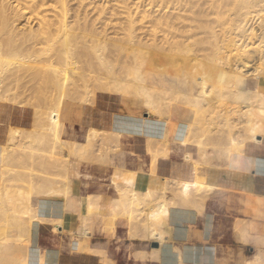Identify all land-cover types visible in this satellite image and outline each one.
Wrapping results in <instances>:
<instances>
[{
    "label": "bare ground",
    "instance_id": "6f19581e",
    "mask_svg": "<svg viewBox=\"0 0 264 264\" xmlns=\"http://www.w3.org/2000/svg\"><path fill=\"white\" fill-rule=\"evenodd\" d=\"M68 1L0 0V104L30 107L32 128L41 121L42 108H52L48 114L43 109L50 118H44L43 112L41 116L49 129L51 124L50 139H54L48 146L45 130L44 134L32 132L41 130L40 125L32 131L10 125L7 129L0 154V264H32L27 238L25 241L5 235L8 213L52 224L53 231L68 240L65 251L69 252L75 241L79 251L95 252L104 264H113V260L106 244L94 243V229L99 226L114 233L118 219H125L129 238L137 234L139 239L140 233V238L157 244L144 253L156 260L163 243H171L176 236L170 225L172 214L179 208L193 207L197 215H202L206 202L215 200L221 192L219 173L241 165L243 157L257 150L264 139V89L260 85L264 81V0H203L198 11L193 10L195 5L191 7L189 0H146L150 12H138L141 17L137 21L132 19L126 0H116L120 6L117 3L115 7L132 18L123 13L128 16L127 21L124 17L125 26L119 28L123 38L112 44L107 42L109 39L102 41L104 36L93 30L94 22L86 18L88 4L78 0L79 6L73 10ZM49 2L56 6L51 16L45 14ZM70 17L78 24L76 28L75 23L67 22ZM215 17L227 26L221 38L211 26L217 23ZM29 21L35 22V29ZM203 32L209 34L211 42L200 37ZM247 54L253 59L249 56L252 60H248ZM199 66L206 68L192 73ZM99 95L112 100L111 107L121 101L128 111L142 105L146 115L162 122L159 137L140 133L145 138V153L149 154L146 168L140 164L123 175L121 165L110 163L116 155H76L78 149L100 136L97 133L105 142L116 140L115 144L121 136L111 129L91 127L83 130L81 142L67 135L62 115L66 101L94 107ZM182 107L186 109L184 114L174 116L173 110ZM178 119L187 120L180 131ZM26 139L27 143L35 142V150L32 142L24 143ZM172 145L181 149V165L172 161L165 164L176 152ZM210 149L230 156V160L211 161L197 156L201 152L208 155ZM47 150L53 155H46ZM56 150L65 155H58ZM73 164L118 172L110 180L115 197L108 200L106 209L100 203L101 194L75 193ZM46 166L55 170L52 181L45 173ZM138 172L158 175V186L137 187ZM33 181H39V185ZM71 214L80 220L75 229L67 218ZM235 222L244 225L236 229L245 244L256 251V260L244 264H264V237L255 242L245 220ZM43 262L41 254L38 264ZM177 264H186L183 257Z\"/></svg>",
    "mask_w": 264,
    "mask_h": 264
},
{
    "label": "crops",
    "instance_id": "0c3cea01",
    "mask_svg": "<svg viewBox=\"0 0 264 264\" xmlns=\"http://www.w3.org/2000/svg\"><path fill=\"white\" fill-rule=\"evenodd\" d=\"M260 85L264 89V81ZM111 103L112 100H108V97L99 95L96 98L94 107L66 104L62 109V115L67 135L74 139L75 136L77 137L74 128L84 130L89 127L102 131L111 129L121 133L124 125H121L118 114L120 109L122 110L123 103L118 101L119 105L116 104L113 107H111ZM14 108L23 113L28 110L26 107L21 109L7 104H0V154L9 125L24 129H29L31 126L32 109L28 111L31 118H27L26 115L20 117L24 124L23 126H16L11 117V110ZM184 111L186 109L178 108L173 110V114H175L174 116H182ZM128 112L137 115L135 110L131 109ZM174 121L176 122V120ZM186 122V119H178L179 131L184 128ZM151 124V129H154L151 131L147 130L145 125H140V123L134 125L133 128L136 131L135 133L153 134L152 136L157 137L156 135L161 133L163 124L160 121H153ZM118 153L110 155H117ZM138 153L141 154H136L133 168H130V170L134 171L140 164L146 168L149 155H145V152ZM200 154L205 155L202 152ZM208 155L219 154L215 150H211ZM139 159L145 161L140 162ZM215 160H218V157ZM243 160H249L247 163L244 162L248 167L242 162L238 167H227L219 173L222 193L220 192L215 200L206 202L202 215H197L194 210L186 208H179L172 214L170 225H173L172 227L175 230L174 241L163 243L162 248L158 250V260H150L149 256L146 255V258H148L146 264H177L182 257L186 264H244L246 260H256L254 247L246 245L240 237V232L236 229V227L238 229L243 228L244 225L236 222L234 224V221H237V219L245 220L247 232L255 238V242H259L264 237V139L259 148L249 153L248 157L243 158ZM116 162L115 158L110 163L115 166ZM163 172L167 174L168 171L165 169ZM158 182V175L147 176L140 172L136 175L137 187L143 184L150 188H156ZM102 197L104 196L101 195ZM30 218L28 215L8 213L5 218L4 229L5 235L8 237L25 241L27 238L32 264H38V258L41 254L44 255L43 264H104L103 261H100V255L93 254L95 252L79 251L75 241L72 242L70 251H65L64 235L62 233L54 232L50 223L38 222ZM67 218L71 228L75 229L79 224V222L75 224L77 217L71 214L67 215ZM119 223L125 222L123 219H118L117 224ZM97 229H94V239L98 236L109 238V234L113 235L111 231L100 230L99 226H97ZM35 240L36 242H34ZM93 241L94 243H102L105 246V241ZM105 249H107L113 262L120 261L116 256L118 254L117 248L114 249L115 253H112L110 248ZM149 249L145 250L146 254L150 251ZM49 256L51 257L49 258Z\"/></svg>",
    "mask_w": 264,
    "mask_h": 264
},
{
    "label": "rangeland",
    "instance_id": "374dc122",
    "mask_svg": "<svg viewBox=\"0 0 264 264\" xmlns=\"http://www.w3.org/2000/svg\"><path fill=\"white\" fill-rule=\"evenodd\" d=\"M69 1H68L69 7L70 6L75 7V8L71 7V9L73 8V10H74V9H76L79 6L78 5L79 3L77 4L78 0H71L70 2ZM82 1H83L84 4H88V7L86 9H87V13H88V11H89V13L86 14V18L89 20V22H91V23L94 22V23H92L93 27L91 26L90 23L88 24V27L89 28L92 27L93 30L96 31L97 34H100L101 36H104L102 41L103 40L107 41L109 39L107 42L110 43V44H112L116 39H122L123 38L122 34L119 31V28H120V26L121 27L125 26L124 25L125 23L123 24V22H125L124 17H126V21H127L128 16L130 14H132V15H134V18H132L131 15L129 17L132 18V19H136V21H137V19L139 17H141V15H143L145 13V11H143V10H147L146 4H144L146 2V0L145 1L144 0H140V1L139 0H126V3L129 5L130 14H128L125 11L127 13L126 14L125 12L120 10V8H119L120 4L118 2H116V0L115 1L114 0H82ZM138 1L140 2V5H139ZM193 1L195 3H197V4H194V3L192 4ZM201 1L203 2V0H189L191 7H194V5H195V9H193L194 11H198V9L201 7L200 6L202 4ZM79 2H81V1L79 0ZM49 3L47 5V9L48 8H50V9H48V10L46 9L47 12L45 14H47L48 16H51V13L56 11V10H53L54 7H56V6L53 5L51 2H49ZM117 3L119 4V6L115 7V4L118 5ZM175 3L176 2H174V4ZM51 6H52V9H51ZM142 7H145V8H142ZM103 8H104V10H103ZM115 8H117V9H115ZM130 8H131L132 11H135V12L131 13L132 11L130 10ZM230 8L231 7H226L224 9L228 10ZM99 9H102V11H104V12L101 13V11H99ZM115 10H116V12H115ZM48 11H50V12H48ZM141 11H142V14L139 15V13H141ZM118 12H120V14H117ZM149 12L150 11L147 10L145 15H148ZM48 13H50V15ZM71 13H70V16L73 17ZM123 13H125L128 16H125V14H123ZM134 13L138 14L139 16L136 15L137 16L136 17ZM110 14L111 15L115 14V15L114 16L113 15L110 16ZM71 17L69 18L70 20L68 19L67 22L71 21L72 24H73V23H75L73 21L75 18L73 17L74 18L73 19ZM219 17H220V19H222L223 17H225V15L224 16H219ZM219 17H217L218 19L215 17V19H217V23L215 22L216 24L214 23L213 25H211V26L214 27L213 31H215L217 34L220 33L219 36H217V34H216V36L218 38L227 29V26L221 24ZM213 18L214 17H212V20H213ZM30 23H31V26L35 29L36 28V26L34 27V25H35L34 23L35 22H30ZM212 23H210V24H212ZM77 25L78 24L75 23V26L74 25L73 26L76 28ZM104 25L107 26V27H105ZM213 27H211V28H213ZM206 33L203 32L202 33L203 36H200V37H204L203 38L204 40L207 38L208 39V40L206 39L207 42L208 41L211 42L209 40V38H208L209 34L206 35ZM204 34H205L206 37L204 36ZM209 37H211V36H209ZM206 40H205V42H206ZM261 45L263 46L264 44H261ZM263 48H264V46H263ZM249 56H251V54L250 55L247 54V58ZM254 56H256V54H254ZM251 58L253 59V56H251ZM251 58L249 57L248 60H252ZM206 64L207 63H205V65ZM78 65L82 66V64H77V66ZM207 65H209V64H207ZM205 68L206 67L199 66L197 68H194L192 70V73H196V72L198 73L201 70H204ZM21 91H23V90H21ZM21 91H19V92H21ZM28 92L27 93L23 92V94L26 93L27 95H29ZM26 94H24V95L26 96ZM29 96H31V95H29ZM66 104H76V103L73 102V101H66ZM120 104H122V103H120ZM26 109H28V110L26 112H24V113L23 112H19L18 110H16V108L11 110V113H12L11 117H12L13 121H15L14 124H16V126H23V124H24L20 120V117H23L24 115H26L27 118H31V116L29 115L30 113L28 112L30 108L26 107ZM43 109L48 114V112L51 111L52 108L48 109V107H47L46 109L49 110V111H46L45 108H42V110L40 111L41 113L39 115L41 117V121L36 122V124L37 123L38 124L37 125L35 124L36 127H33V128H37L40 125L39 129L41 128V130L43 132L41 130H38V129H37L38 131H35L36 129H34V131H32L33 130L32 126L29 129H31L32 132H35V134L40 133V132L44 134V130H45V132H46L45 135L49 137V142L50 143L47 140L48 137L45 139V142L47 140V142H48L47 144L49 146V145H51V143H53L50 140L54 141V139H50L51 133H52V137H53V132L49 133V131L52 130L51 129L52 127L50 126L51 124L50 125L48 124L49 127H50V129H49L47 127V125H46L47 122L45 124V121L43 122L44 119L42 120V116H41L42 112L45 113L43 111ZM132 110H134V107H132ZM51 112H49V113H51ZM135 112L137 114L136 115L137 119L133 120L132 117L129 116L128 110L124 107V105H122V110L120 109L119 114H118L119 118L118 117L117 118L119 119V121H121V125H124V129H122V131H121V136H120L118 142L116 143L117 145L115 144L116 140L111 141V139H109V140H107V142H105V140L102 137V134H98L97 133L96 135H100L102 138L100 136H98V137L96 136L95 141H93V142L90 141L89 145H86V147H84L82 149H78L76 155H93L96 158L97 155L98 156L99 155H110V154H113V153H116V152L118 153V150H119V153L116 155V157H117L116 160H117V163L119 165H121V167H120V169L122 170L121 174L124 175V174H126L128 172L133 171V170H130V168H133L134 160L137 157L136 154L140 155L141 153L139 154L138 152H145L146 151L145 150V143H144V139H145L144 136H142V135L140 136L139 133H135L136 131L134 130L133 126L140 123V125L141 124L145 125L147 130H150L152 128V127H150L152 125L151 123L153 121H158V118H156V116H151V115L148 116V115H146V109H144V107L142 105H137ZM46 113H45V115L43 114V117L46 118V119L50 118V114L47 117ZM144 118H146V119H144ZM18 122H20V123H18ZM41 123L44 124L45 126L41 125ZM44 127H47L49 130H47V128L44 129ZM74 130H75L74 132L77 135V137L75 136L74 139L76 141H78V142H81L82 138H83V134H82L83 130H80L79 128H74ZM152 130H154V129H152ZM181 130H183V129H181ZM47 131H48V133H47ZM156 136L159 137L160 136L159 133ZM104 138H105V136H104ZM97 139H99V140L97 141ZM23 141L21 143L22 145H23ZM31 142H32V145H33V149L35 150V146H36L35 142L33 143L32 140H30V142L28 141V143H31ZM102 142L104 143V145H103ZM24 143H27V139H26V142H24ZM44 145H46V143ZM25 146H27L26 150L28 151V148H29L28 145H25ZM172 146L176 150V152L175 153H171V155L169 156L168 160H166L165 164H167V163L169 164L172 161V162H177L179 165H181L183 163L181 149L177 150L176 146H174V145H172ZM19 150H20V148H19ZM211 150H214V149H210V151ZM55 152H59L58 155H65L63 151L56 150ZM45 153H46V155H53V151L52 150H47V152H45ZM42 155H43V152H42ZM145 155H149V154L145 153ZM197 156L200 157V158H203V159L204 158H209L211 160H215L217 157H218V159L222 158L225 161L226 160H230V156H228V155H197ZM243 158H245V157H243ZM139 160H140V162L145 161L144 159H139ZM243 162L247 163L248 161L247 160L246 161L243 160ZM29 167H31V166H29ZM46 168L48 169L45 172L46 174L48 173L47 174L48 177H49L48 180L50 178H52V176L55 178V176H56L55 175V170L53 168H51V167L48 168L47 166H46ZM29 169H30V171L34 172V169L33 170H31V168H29ZM36 171L37 170H35V173H36ZM116 173H118V172H115V171L110 170V169H106V167L105 168H103V167L102 168H98V167H92V166H87V165L77 166L76 164H73L72 165L71 179H72V182H73L74 191H75V193H78V194H81V195L84 194V196H85V194H101L104 197L101 198L102 201H100V202H102L101 205L103 206V208L106 209L107 204L110 202L108 200L113 199L115 197V191H114V188L112 187V185L110 184V180ZM35 178H36V176L34 177V179ZM54 178L50 179V181H52ZM35 180H37V179H35ZM43 181L44 180L42 179V182ZM35 182H37V185H39L38 184L39 181H35ZM35 182L33 181L34 184H36ZM40 182H41V180H40ZM42 182H41V184H42ZM43 183H45V181ZM190 208L191 209H189V207H188L186 209H189V210H192V211L194 210L193 207H190ZM119 219H121V218H119ZM123 220H124L125 223L117 224L116 225V229L114 230V233H113V235L111 237L103 238V237H99L98 236L94 240L97 241V242H104L105 241L104 243L106 244V248H110L111 251L113 250L112 253H115L114 249L117 248L118 254L116 256L120 259V261H115V262H113V264H137V263L146 264L148 261L146 259V255H144L145 250L149 249L150 247H154V243L147 242L145 239H143V237L140 238V236H139L140 233H138L139 234L138 235L139 239H136V237H137L136 233H134V235L136 234L135 238L133 236H130L131 238L133 237V239L129 238L128 233H126L128 231L127 227H126L127 226V222H126L125 219H123ZM79 221H80L79 218H76L75 219V224L78 223ZM127 236H128V238H127ZM66 241H68V240L64 237V249H67V247L69 246L68 242H66ZM154 248H156V247H154ZM143 256H144V258H143Z\"/></svg>",
    "mask_w": 264,
    "mask_h": 264
},
{
    "label": "water",
    "instance_id": "95a60500",
    "mask_svg": "<svg viewBox=\"0 0 264 264\" xmlns=\"http://www.w3.org/2000/svg\"><path fill=\"white\" fill-rule=\"evenodd\" d=\"M154 247H157V244L156 243H154Z\"/></svg>",
    "mask_w": 264,
    "mask_h": 264
}]
</instances>
